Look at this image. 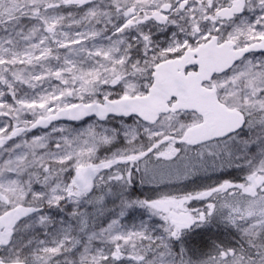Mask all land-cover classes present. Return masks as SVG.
I'll use <instances>...</instances> for the list:
<instances>
[{
    "label": "snow or ice",
    "instance_id": "snow-or-ice-1",
    "mask_svg": "<svg viewBox=\"0 0 264 264\" xmlns=\"http://www.w3.org/2000/svg\"><path fill=\"white\" fill-rule=\"evenodd\" d=\"M0 264H264V0H0Z\"/></svg>",
    "mask_w": 264,
    "mask_h": 264
}]
</instances>
